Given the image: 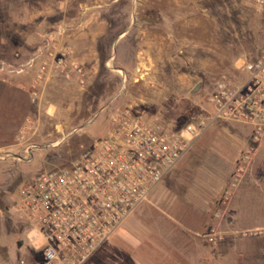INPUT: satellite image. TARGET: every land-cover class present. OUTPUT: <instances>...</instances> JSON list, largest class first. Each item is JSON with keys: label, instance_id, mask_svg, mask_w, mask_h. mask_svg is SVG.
<instances>
[{"label": "rangeland", "instance_id": "374dc122", "mask_svg": "<svg viewBox=\"0 0 264 264\" xmlns=\"http://www.w3.org/2000/svg\"><path fill=\"white\" fill-rule=\"evenodd\" d=\"M263 43L264 11L243 0H0V264L38 260L18 196L33 174L75 160L117 113L179 130ZM64 46L82 82L69 65L35 81L41 59ZM247 133L207 126L83 264H264V231H241L256 194L248 200L242 183L232 193Z\"/></svg>", "mask_w": 264, "mask_h": 264}, {"label": "built area", "instance_id": "2783aa9c", "mask_svg": "<svg viewBox=\"0 0 264 264\" xmlns=\"http://www.w3.org/2000/svg\"><path fill=\"white\" fill-rule=\"evenodd\" d=\"M243 1L264 11V0ZM69 54L68 46L48 52L38 64L35 81L50 66L62 73L69 65L81 83L82 68L67 59ZM236 69L241 76L235 82H218L199 116L191 117L179 130L117 113L107 132L75 160L33 174L18 196L28 224L25 238L38 260L25 263L20 258L17 264H83L147 199L193 139L215 121L234 122L248 130L249 148L235 160L233 179L238 178L264 134V43L239 60ZM22 132L20 127L18 138ZM206 235L213 240L215 230L210 228Z\"/></svg>", "mask_w": 264, "mask_h": 264}, {"label": "crops", "instance_id": "0c3cea01", "mask_svg": "<svg viewBox=\"0 0 264 264\" xmlns=\"http://www.w3.org/2000/svg\"><path fill=\"white\" fill-rule=\"evenodd\" d=\"M43 78L46 79V81L48 79L46 76H43ZM242 128H245V127L242 126ZM234 159H235V156L231 157L230 167H229L230 169H231V167L233 168L232 165H233ZM260 162H263L262 169L256 170L255 167L258 166V164ZM163 179L164 178H162V181H163ZM241 183L244 186L247 185V190L252 189V194L248 193V198H249L248 200H250L251 199L250 197H252L255 194H256V198L258 200V202H256V204L252 210L253 216L251 218V222L247 223V226H245V228L241 229V231L242 230H252V231H256V230L259 231L260 230V232H263L264 231V134H263V137H262L260 143L258 144V146L255 147V149H254V151L250 157V160H249L248 166H247V170L241 174L238 183L236 184V186L232 190V193H235L234 192L235 189ZM158 185H159V183H158ZM155 187H157V185ZM248 205H249L248 208H250L252 203H250ZM231 207H232V205H231ZM231 211H232L233 218H234V220L232 219V221L235 225L236 216H237L236 211L234 210L233 207H232ZM249 211H251V210H249ZM257 237H264V233H259V235ZM262 253H264V252H262Z\"/></svg>", "mask_w": 264, "mask_h": 264}, {"label": "water", "instance_id": "95a60500", "mask_svg": "<svg viewBox=\"0 0 264 264\" xmlns=\"http://www.w3.org/2000/svg\"><path fill=\"white\" fill-rule=\"evenodd\" d=\"M198 87H199L198 84L194 85V86L191 88V92H194L195 90H197ZM19 243H20V241H17V244H19Z\"/></svg>", "mask_w": 264, "mask_h": 264}]
</instances>
